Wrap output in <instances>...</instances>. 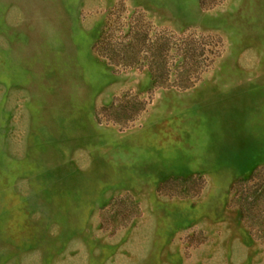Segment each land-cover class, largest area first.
<instances>
[{
    "label": "rangeland",
    "instance_id": "obj_1",
    "mask_svg": "<svg viewBox=\"0 0 264 264\" xmlns=\"http://www.w3.org/2000/svg\"><path fill=\"white\" fill-rule=\"evenodd\" d=\"M0 264H264V0H0Z\"/></svg>",
    "mask_w": 264,
    "mask_h": 264
},
{
    "label": "trees",
    "instance_id": "obj_2",
    "mask_svg": "<svg viewBox=\"0 0 264 264\" xmlns=\"http://www.w3.org/2000/svg\"><path fill=\"white\" fill-rule=\"evenodd\" d=\"M101 33L102 32L100 31V37L102 36ZM128 34L132 36V38L126 52H123V55L121 57L123 62H121L122 64H120L124 66H146V68L150 72L153 85L165 83L168 74L166 75V73L164 72L163 61L166 55V51L169 47L168 41L165 39V37L158 34L154 37L153 41L145 45L144 34H142V32H140L139 30L132 29ZM139 44H143L142 50H140L141 46L138 48ZM95 45L97 46V42ZM179 48V50L183 51V59L180 62L183 68L187 61L195 56H193L194 54H192L190 51V46L187 39H183L181 41ZM140 53L144 54L141 55ZM192 84L193 81L189 82L188 80L186 83L182 84L181 88H188ZM234 186L235 183L234 185H232V188H234Z\"/></svg>",
    "mask_w": 264,
    "mask_h": 264
}]
</instances>
